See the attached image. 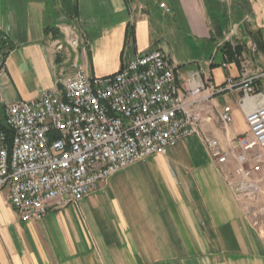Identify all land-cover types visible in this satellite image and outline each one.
Here are the masks:
<instances>
[{
    "label": "crops",
    "instance_id": "1",
    "mask_svg": "<svg viewBox=\"0 0 264 264\" xmlns=\"http://www.w3.org/2000/svg\"><path fill=\"white\" fill-rule=\"evenodd\" d=\"M0 26L11 48L0 54V117L76 66L106 76L150 50L167 54L180 84L199 69L211 95L198 135L128 165L78 203L53 201L41 219L21 221L1 190L0 264H264L253 204L231 187L234 163L219 166L203 140L226 150L247 131L243 109L262 103L264 0H0ZM178 48L195 56L179 62ZM242 63L257 94L241 105L242 87L226 86L242 82Z\"/></svg>",
    "mask_w": 264,
    "mask_h": 264
},
{
    "label": "built area",
    "instance_id": "2",
    "mask_svg": "<svg viewBox=\"0 0 264 264\" xmlns=\"http://www.w3.org/2000/svg\"><path fill=\"white\" fill-rule=\"evenodd\" d=\"M160 7L169 11L161 3ZM0 30H4L0 26ZM225 66V65H223ZM243 80L229 83L256 96L242 63ZM209 83L199 69L178 83L175 67L161 50L129 57L106 76H89L76 66L73 75L31 100L5 107L0 122V191L21 221L41 219L49 203L75 204L101 182L149 156L163 154L182 139L199 134ZM243 109L247 131L226 150L204 137L219 166L234 163L231 187L240 199L259 195L264 185V95ZM223 124L233 121L229 106L218 111Z\"/></svg>",
    "mask_w": 264,
    "mask_h": 264
},
{
    "label": "rangeland",
    "instance_id": "3",
    "mask_svg": "<svg viewBox=\"0 0 264 264\" xmlns=\"http://www.w3.org/2000/svg\"><path fill=\"white\" fill-rule=\"evenodd\" d=\"M174 56L179 58V62L186 63L191 57H194L195 55H191V53L178 48L177 54L174 53ZM174 61L176 62V60ZM241 200L253 204L252 214L254 215V220L257 223V228L262 232L264 237V185H262V190L259 195L254 199Z\"/></svg>",
    "mask_w": 264,
    "mask_h": 264
},
{
    "label": "trees",
    "instance_id": "4",
    "mask_svg": "<svg viewBox=\"0 0 264 264\" xmlns=\"http://www.w3.org/2000/svg\"><path fill=\"white\" fill-rule=\"evenodd\" d=\"M9 44L3 39L2 34L0 33V54L6 55L7 51L11 48L8 47ZM0 129L6 130L3 123L0 122Z\"/></svg>",
    "mask_w": 264,
    "mask_h": 264
}]
</instances>
